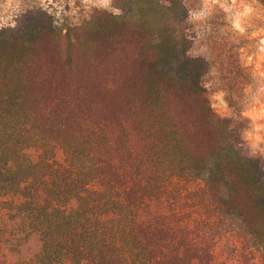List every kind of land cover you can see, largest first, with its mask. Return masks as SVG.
I'll return each mask as SVG.
<instances>
[{
    "label": "rangeland",
    "instance_id": "1",
    "mask_svg": "<svg viewBox=\"0 0 264 264\" xmlns=\"http://www.w3.org/2000/svg\"><path fill=\"white\" fill-rule=\"evenodd\" d=\"M128 1L0 0V126L28 132L0 131V144L9 139L22 163L24 151L36 157L34 148L61 128L68 140H97L103 172L136 211L137 236L156 264H264L242 217L246 194L218 201L214 188L171 175L174 142L156 137L169 124L135 119V78L155 58L129 19H116L131 14ZM183 3L187 18L173 26L190 42L187 57L208 64L201 85L217 127L193 100L177 126L193 155L232 142L264 169V0ZM154 79L147 73L146 86ZM77 154L85 160L82 148ZM52 164L75 171L61 150ZM13 201L0 197V264H88L64 253L49 260L39 225L20 220Z\"/></svg>",
    "mask_w": 264,
    "mask_h": 264
},
{
    "label": "trees",
    "instance_id": "2",
    "mask_svg": "<svg viewBox=\"0 0 264 264\" xmlns=\"http://www.w3.org/2000/svg\"><path fill=\"white\" fill-rule=\"evenodd\" d=\"M184 0H129V16L116 19L128 22L144 36L155 60L138 71L135 78V119L141 125L156 127L169 124L156 137L173 140L167 150L171 175L191 179L216 191L218 201L235 203L239 192L246 194L242 216L253 247L264 250V169L254 158L243 156L232 142L216 145L204 158L193 155L188 140L178 128L176 115L184 108L198 111L207 126L214 124V115L204 97L201 85L208 64L202 58H188L189 40L173 26L187 18ZM126 9L121 6V11ZM133 13V14H132ZM154 74L151 86L145 76ZM178 89V90H177ZM179 90L187 94L181 98ZM163 110V115L159 112ZM140 113L145 114L142 116ZM28 133L19 126H0V131ZM62 128L56 137L43 139L34 150L36 157L24 151L22 163L9 139L0 144V197L16 203L20 220L36 222L41 231L42 251L66 255L71 263L88 264H156L150 248L137 236L138 215L123 200L103 172L96 153L99 142L92 138L78 141L63 138ZM13 134V133H12ZM11 134V135H12ZM86 153L79 160L77 150ZM61 150L73 172L52 164ZM31 180V182H29ZM63 200V201H62ZM240 209V208H239ZM60 258V259H61ZM264 260V257H263Z\"/></svg>",
    "mask_w": 264,
    "mask_h": 264
}]
</instances>
